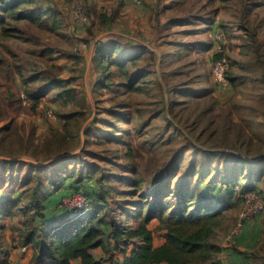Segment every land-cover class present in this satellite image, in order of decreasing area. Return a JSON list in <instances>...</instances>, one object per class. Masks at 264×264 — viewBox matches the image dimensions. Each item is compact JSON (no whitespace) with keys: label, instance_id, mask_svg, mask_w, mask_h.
Returning a JSON list of instances; mask_svg holds the SVG:
<instances>
[{"label":"rangeland","instance_id":"obj_1","mask_svg":"<svg viewBox=\"0 0 264 264\" xmlns=\"http://www.w3.org/2000/svg\"><path fill=\"white\" fill-rule=\"evenodd\" d=\"M24 10L37 21L18 19ZM0 17V264H40V235L65 214L56 200L91 189L98 201L84 212L106 249L115 229L142 222L155 191L187 189L193 204L222 208L219 251L197 264H264V213L230 237L243 186L264 200V0H25ZM37 184L51 201L33 198ZM148 226L163 244L160 219Z\"/></svg>","mask_w":264,"mask_h":264},{"label":"trees","instance_id":"obj_2","mask_svg":"<svg viewBox=\"0 0 264 264\" xmlns=\"http://www.w3.org/2000/svg\"><path fill=\"white\" fill-rule=\"evenodd\" d=\"M24 1L0 0V10L16 9ZM17 17L36 22L39 16L34 11L24 10ZM3 21L4 19L0 17V22ZM3 33L8 35V30L5 29ZM115 50L116 48L113 51ZM120 56L121 60H134L138 54L122 53ZM43 186L37 184L33 198L51 201L52 195L48 198L47 189L43 190ZM235 186L236 184L231 186V191L235 190ZM249 188L243 186V191H254ZM85 194L91 201V208L87 211H92L98 201L97 198L95 199L97 192L91 189ZM153 198L155 203L149 206L145 217L137 227L115 229L116 240L124 243L125 258L119 264H197L208 259L211 251H219L210 239L214 234L213 220L222 210L220 203L204 196L200 202L193 204L195 195L187 189H181L169 198L164 191L158 190L154 192ZM174 198H178L176 203L171 200ZM58 200L59 198L55 202V207ZM192 206L194 210H190ZM59 211L66 215L52 221H48V215L44 212V217L49 223L40 235L42 242L33 255V261L40 264H107L103 260H97L92 253L95 248H107L102 229L96 225L94 217L89 216L90 214L86 216L88 214L85 213L86 211ZM155 217L160 219L162 227L167 230L166 241L159 246L154 244L153 230L148 226ZM34 232L28 235L30 242L33 241ZM131 241H134L135 245L128 255L127 250Z\"/></svg>","mask_w":264,"mask_h":264},{"label":"built area","instance_id":"obj_3","mask_svg":"<svg viewBox=\"0 0 264 264\" xmlns=\"http://www.w3.org/2000/svg\"><path fill=\"white\" fill-rule=\"evenodd\" d=\"M125 3H131L137 6L142 5L145 0H120ZM72 15L76 20L81 22H86L88 17L84 14L79 8L71 10ZM223 36L222 33L217 35L218 39H221ZM227 64L225 60H219L215 63L213 77L214 80L219 83L220 87L226 89L228 87V81L226 78ZM244 197L246 198L245 206L240 214L238 222L231 233V236H234L235 233H238L245 225L246 222L253 220L255 217L260 216L264 213V200L256 192H245ZM57 209L59 210H77L80 212L87 211L91 208V201L87 194L78 192V193H68L62 195L57 204Z\"/></svg>","mask_w":264,"mask_h":264},{"label":"crops","instance_id":"obj_4","mask_svg":"<svg viewBox=\"0 0 264 264\" xmlns=\"http://www.w3.org/2000/svg\"><path fill=\"white\" fill-rule=\"evenodd\" d=\"M89 1L90 2L94 1L95 3H101V2H103V0H89ZM108 240L110 241V246L108 247V249H104L102 247L95 248V249L92 250L93 255L95 256V258L97 260H103V262H105L107 264H116V263L119 264V263H122L124 261V258H125V253L123 251V249H124V243H120L119 240L115 241L112 238H110ZM106 243H107V241H106ZM115 243H118V247H119L118 249H120L119 251L121 253H118L117 254V252L115 250V246H116ZM110 250H114L113 251V254L114 255L117 254L118 257H119V259H117L116 261H114L115 263L114 262H110V260H108ZM130 251H131V249H129V247H128V250H127V254L128 255L130 254ZM30 253H31V256H32L33 251H31ZM161 264H165V263H161Z\"/></svg>","mask_w":264,"mask_h":264}]
</instances>
